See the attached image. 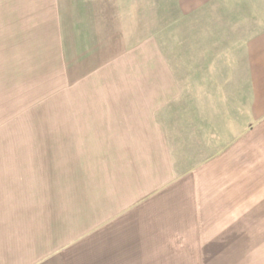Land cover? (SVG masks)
Here are the masks:
<instances>
[{
  "label": "crops",
  "instance_id": "crops-1",
  "mask_svg": "<svg viewBox=\"0 0 264 264\" xmlns=\"http://www.w3.org/2000/svg\"><path fill=\"white\" fill-rule=\"evenodd\" d=\"M54 55L76 80L71 126L59 155L49 136L0 152V264H172L177 235L125 234L179 216L194 234V209L225 210L252 174L264 0H0V112L44 90Z\"/></svg>",
  "mask_w": 264,
  "mask_h": 264
},
{
  "label": "rangeland",
  "instance_id": "rangeland-1",
  "mask_svg": "<svg viewBox=\"0 0 264 264\" xmlns=\"http://www.w3.org/2000/svg\"><path fill=\"white\" fill-rule=\"evenodd\" d=\"M54 56H52L50 73L45 75L44 90L40 87L42 81L39 85L36 81L35 95H27L26 90L20 87L17 103L14 96L13 103L4 97L1 103L3 111L0 112V152L21 155L22 152L39 151L42 150V142L47 141L43 140V136H49L52 153L59 155L61 150L59 136L63 135L62 131L67 132L70 129L69 120L72 119L65 111L63 113L59 111V105L74 102V92L68 88L74 87L76 80L74 74L69 77L62 72L61 64L58 62L59 57ZM48 108L49 111L46 110ZM46 119L47 127L43 124V120ZM70 146L72 145L65 143V150ZM260 148L258 158H252L249 163L244 160L245 164L248 163L252 174H242L239 178L243 181L239 183L241 191L234 199L229 195L227 200L224 199L227 205H231L225 209V216L222 206L196 207L194 215L197 216V211L199 214L202 212L203 215L198 216L195 222L194 234H191L188 228L191 225H188L190 222L185 216L177 217V223L156 222L149 230L137 224L134 233L125 234L126 237H130L125 246L136 247L139 241V236L137 238L136 235L148 234V231L154 232L157 227L162 228V232L180 237L173 241L175 245L179 243L180 255L172 256V259L162 257L163 260H173L172 264L176 261L177 264H264V144L260 145ZM223 194L219 192L220 197ZM224 200L217 199L212 204H221ZM178 210L182 215V209ZM169 213L171 216L179 215L173 211L171 213V210ZM161 218L167 219L163 215ZM207 220L210 223H207ZM224 220L226 223H222ZM184 231H188V234ZM184 235L194 236V239L181 240ZM149 240H147L148 246L160 243V239L154 242ZM175 245L172 247L174 248ZM161 264L171 263L161 262Z\"/></svg>",
  "mask_w": 264,
  "mask_h": 264
}]
</instances>
